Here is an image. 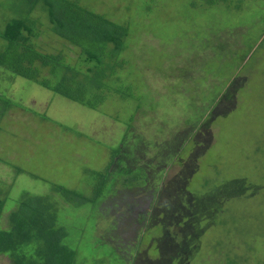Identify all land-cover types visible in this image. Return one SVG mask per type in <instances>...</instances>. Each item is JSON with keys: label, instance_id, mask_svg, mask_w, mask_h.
I'll return each mask as SVG.
<instances>
[{"label": "rangeland", "instance_id": "obj_1", "mask_svg": "<svg viewBox=\"0 0 264 264\" xmlns=\"http://www.w3.org/2000/svg\"><path fill=\"white\" fill-rule=\"evenodd\" d=\"M79 1L128 26L122 52L128 66L109 84L131 85L133 98L109 92L91 108L0 67V95L8 101L2 102L12 105L0 117V150L14 164L0 160V179L12 192L3 215L24 190L88 185L85 167L102 169L122 139L120 165L112 167L139 166L149 179L107 197L97 223L98 235L127 264L264 261V0ZM12 5L0 0V24ZM40 28L42 51H62L76 62L71 43L46 31L43 21ZM179 168L180 184L163 189ZM186 210L205 213L201 223L195 215L182 218ZM112 215L143 216L151 224L147 241L136 243L133 226L112 229ZM108 253L107 246L80 247L76 264H111ZM0 264L11 263L0 255Z\"/></svg>", "mask_w": 264, "mask_h": 264}, {"label": "trees", "instance_id": "obj_2", "mask_svg": "<svg viewBox=\"0 0 264 264\" xmlns=\"http://www.w3.org/2000/svg\"><path fill=\"white\" fill-rule=\"evenodd\" d=\"M202 1L209 5H218L222 2L227 5L233 2V0ZM11 2L12 16L0 24V67L91 108L104 100L109 92L120 96L121 99L133 98L131 85L125 87L121 85L115 89L109 84L119 69L123 70L125 65L128 66L129 57L122 54L129 33L125 22L114 21L95 9L82 5L79 0H11ZM40 10L42 13L41 15L38 13L37 16L36 13ZM42 21L46 23V31L73 45L78 52L77 64L71 62L70 57L62 51L47 52L37 46L36 38L42 33L40 28ZM1 99L3 97L0 95ZM2 101L8 102L7 99L0 101V117L9 106H12L5 108ZM131 120L132 116L127 123ZM121 142L122 139L112 149L111 161L102 169H98L97 166L85 167L90 178L88 185L84 183L82 186L73 187L55 182L51 191L37 193L24 190L6 216L3 215L5 203L12 192L9 190L10 185L6 187L5 182L0 179V255H4L11 264H76V255L80 247L91 248L99 245L104 250L106 246L109 248L111 264L117 261H120V264H127L113 244L98 235L100 232L97 223L98 209L107 197L124 187L131 190L139 185H145L149 179L144 174V169L139 166L130 168L122 161V168L112 167L113 163L115 166L120 163L117 156L119 157L121 153ZM2 151L1 147L0 160L12 168L14 164ZM179 161L181 166L187 167L180 158ZM180 175L179 168L163 184V189H175L176 184H180ZM160 178L159 175L155 177L156 188L160 187L158 186ZM117 180L120 182L119 186ZM88 190L91 192L89 196ZM195 201L194 198L184 203L191 205ZM82 211L85 214L84 220H87L83 225L79 217ZM70 213L73 218L69 217ZM204 214L201 211L193 214L191 210H186L182 218L195 215L192 218L200 222ZM117 217L112 215L109 220L107 219L112 229L133 226L139 237L136 243L143 244V241H147L145 234L151 224L147 226L143 216L135 218V223ZM78 235L85 237L84 245L77 242ZM152 239L150 236L148 243ZM152 254L156 255L158 252ZM173 262L174 259L170 264ZM257 264H264V261Z\"/></svg>", "mask_w": 264, "mask_h": 264}, {"label": "clouds", "instance_id": "obj_3", "mask_svg": "<svg viewBox=\"0 0 264 264\" xmlns=\"http://www.w3.org/2000/svg\"><path fill=\"white\" fill-rule=\"evenodd\" d=\"M20 76V75H19ZM25 78V77H24Z\"/></svg>", "mask_w": 264, "mask_h": 264}]
</instances>
